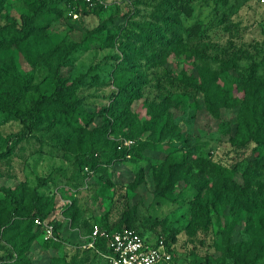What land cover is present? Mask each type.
<instances>
[{
    "label": "rangeland",
    "instance_id": "obj_1",
    "mask_svg": "<svg viewBox=\"0 0 264 264\" xmlns=\"http://www.w3.org/2000/svg\"><path fill=\"white\" fill-rule=\"evenodd\" d=\"M45 1L39 15L41 0L0 4V25H21L25 15L35 26L27 39L0 43V93L27 87L23 106L54 92V68L76 46L63 67L64 82L74 86L68 105L47 104L36 126L0 112V152L13 149L0 157V264H104L88 247L94 227L128 223L168 240L173 257L162 264H264V89L255 86L264 78V5L108 0L95 14L85 0L74 8L69 0ZM168 1L181 35L160 57L157 47H143L138 25L156 20ZM153 55L162 61L153 63ZM130 61L142 83L123 106L111 94L124 80L118 66ZM183 71L203 83L212 76L207 85L219 93L221 115L185 85ZM130 139L140 150L120 158ZM91 151L101 164L94 172L76 163ZM200 158L239 167L250 186L215 187ZM7 190L21 198L15 218ZM54 221L60 226L52 236L46 224Z\"/></svg>",
    "mask_w": 264,
    "mask_h": 264
},
{
    "label": "trees",
    "instance_id": "obj_2",
    "mask_svg": "<svg viewBox=\"0 0 264 264\" xmlns=\"http://www.w3.org/2000/svg\"><path fill=\"white\" fill-rule=\"evenodd\" d=\"M5 0H0V4H3ZM71 1L70 6L72 8L76 7L78 5L79 1L83 0H69ZM108 0H105L104 2H97L94 5H90L88 2L84 1V4L87 8V11H91L95 14L101 13L105 7L108 5ZM258 4H261L259 1L255 0ZM46 5L45 0H41V7L37 10L36 15L41 14L42 8ZM262 5V4H261ZM165 8L161 10V12L157 15L156 20L154 21H147L140 25H138V28L140 29L139 35L142 37V39L145 40V43L143 44V47L147 45L148 48L151 46L157 47L159 49V55L161 57V54L164 53L167 50L168 44L173 41H178L180 37V18L179 13L177 10L176 5L171 3L170 1L166 2ZM35 31V26L33 23V19L28 18L27 16H23L22 24L19 25L16 22H10L7 25H0V43L4 42L5 40H9L10 42L23 40L29 38ZM94 33V30H89L87 37H91ZM171 37H170V34ZM86 39L82 40V43H84ZM76 46L73 45L71 47V50H69L67 53H65L62 56V59L59 64H57L54 68L53 76L54 81L56 84L55 90L52 94H41L29 107H25L22 104V99L25 97L27 93V87L21 86L17 91H7V92H1L0 93V112L10 115L14 118L20 119L22 121L31 120L32 125L36 126L39 122L42 121L43 113L47 110L46 105L49 103H56V104H65L68 105L67 100V92L74 87L73 84H66L63 80V67L70 63V53L72 50H75ZM154 56V57H153ZM153 63L158 64L162 61V58L156 57V55H153ZM118 57V56H117ZM119 73L121 72L122 77L124 80H122V83L118 85L117 89L112 92L111 94V100L114 103L122 102V105H129L131 101L136 97L135 91L136 86L140 83V75L135 70V64H133L132 61L127 62L126 64H120L118 66ZM212 76L206 74V82L203 83L201 80L196 78L193 73L188 72H182V80L185 83L187 87L197 92L198 95H201V97L204 99V102L206 103L207 108L215 115L219 116L221 115L218 110V104H220L218 99V91L213 86H208V81H211ZM256 89H264V78L260 80L255 81ZM248 96L250 98V101L253 104H256L258 102V98L255 93H248ZM237 102H235L236 104ZM65 107L60 106V108L57 109L58 112H65ZM125 109V108H124ZM240 117H242L243 121H246V116L244 112L240 111L239 114ZM231 122V120H229ZM111 122H109L108 125H110ZM21 140V138H18ZM247 139L251 140L252 138L247 137ZM246 139V140H247ZM130 143L127 144V146H124L123 151L121 152L120 158H126L127 154L131 151L140 150V147L137 145V142H133L131 139L128 140ZM262 144H264V138L261 140H258ZM12 146L11 144L8 145V149L5 152H0V157H4L9 155L12 152ZM118 155V156H120ZM97 157H99V154L97 151L85 154H79L76 157V163H84L85 167H92V172L97 168ZM199 163L205 162L206 164L202 165V168L205 169L206 173L208 175L213 176V185L217 188H220L222 190H229V189H236L239 186H243L245 188H248L250 186V183L252 182V178L250 176H247L245 174H240V168H227L220 164H216L215 162H211L208 160H205L204 158L198 159ZM89 168V167H88ZM201 187H205L204 184L200 185ZM8 195H10L12 201L17 203L16 206L11 210V216L15 218V211L18 210L19 204L21 203V198H17L15 200V195L11 193V190H7ZM39 194H35L33 198V206L36 207V209L41 210V206L39 204ZM37 214H33V217ZM47 217V214H44L43 212L40 213L39 217H37L38 224H42L45 220L44 218ZM54 224V230L57 234L58 228L60 226L59 221L52 222ZM2 225H0L1 227ZM125 227L134 228L136 230H139L144 235H146L142 230H140L137 226H134L132 224H126L123 227L120 228H106L105 230L107 233L111 234L113 231L123 229ZM177 231H174L173 235L175 238V234ZM168 246L172 250V247L170 246L168 240H166ZM97 248L103 251H107V237H101L100 241L97 243ZM95 250V249H94ZM97 251V250H96ZM98 252V251H97ZM173 252V250H172ZM102 260L104 264H108L106 259L103 258L101 255ZM8 258L17 259L18 256L14 253H11L8 255ZM21 261H23V257L19 258Z\"/></svg>",
    "mask_w": 264,
    "mask_h": 264
},
{
    "label": "built area",
    "instance_id": "obj_3",
    "mask_svg": "<svg viewBox=\"0 0 264 264\" xmlns=\"http://www.w3.org/2000/svg\"><path fill=\"white\" fill-rule=\"evenodd\" d=\"M90 5L105 0H85ZM264 5V0H257ZM130 143V142H128ZM38 222H40L38 220ZM47 231L54 235V224H46ZM107 237V251L97 248L101 237ZM88 247L97 250L108 264H162L173 257V252L165 239H152L139 230L125 227L107 233L105 229L95 226L90 236Z\"/></svg>",
    "mask_w": 264,
    "mask_h": 264
}]
</instances>
